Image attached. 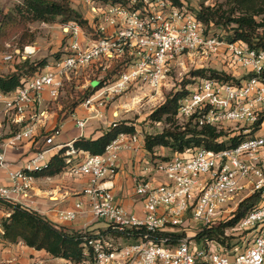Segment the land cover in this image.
Listing matches in <instances>:
<instances>
[{"label":"built area","instance_id":"2783aa9c","mask_svg":"<svg viewBox=\"0 0 264 264\" xmlns=\"http://www.w3.org/2000/svg\"><path fill=\"white\" fill-rule=\"evenodd\" d=\"M85 1L92 4L95 16L92 31L86 32L72 22L63 25L68 40L65 53L26 78L12 95L0 92V117L22 124L3 141L4 147L14 149L35 137L37 125L44 127L42 122L48 113L47 106L42 108L45 90L48 102L57 103L67 85L85 80L94 69L105 72L111 65L120 64L121 70L108 83L97 89L92 82L88 85L90 93L80 103L89 111L88 116L75 118L76 127L83 131L90 118L108 121L109 114L103 111L131 86L160 91L169 83L170 72L180 58L208 57L221 49L249 76L240 82L203 77L188 85L186 96L179 101L177 125L182 129L188 125L217 130L235 125L248 131L264 113V83L260 80L264 51L207 33V26L195 12L168 0H129L126 5ZM12 59L11 54L3 57L5 61ZM117 123L109 121L113 126ZM60 132L61 126H57L42 135V147L16 170L0 154V167L6 170L9 181L0 186V201L33 211L31 173L46 169L53 154L60 153L65 172L88 176L78 197L88 200L93 220L116 231L144 228L147 233L184 234L177 245L171 246L166 240L157 244L147 235L124 243L97 232L96 237H84L92 258L76 264H264V121L255 134L244 137L234 147L217 152L195 148L156 160L154 170L162 181L153 184L137 179L134 184V194L142 203L141 216L126 211L116 201L109 183L116 174L119 154L139 142L137 134L120 133L102 154L85 153L79 158L82 151L72 142L54 143ZM258 191H262V198L257 206L224 230L223 241L191 239L232 219L239 204ZM82 208L80 199L72 209L60 211L58 217L61 222L75 221ZM4 216L0 211V229ZM192 223L196 224L193 235ZM79 232L85 234L88 230Z\"/></svg>","mask_w":264,"mask_h":264},{"label":"trees","instance_id":"16d2710c","mask_svg":"<svg viewBox=\"0 0 264 264\" xmlns=\"http://www.w3.org/2000/svg\"><path fill=\"white\" fill-rule=\"evenodd\" d=\"M92 2L105 4H123L126 5L129 0H91ZM176 6L184 5L189 0H168ZM225 5L227 9H222ZM223 5L201 8L196 11V17L202 24H210L229 27L232 36L229 41L239 42L247 45L255 51H264V0H225ZM23 7L27 12V18L30 22L40 21L53 23L58 16L63 17L64 24L73 20H78L79 14L70 6L67 0H23ZM221 9V10H220ZM8 20L7 24L12 22V15H3ZM86 24V20L80 21ZM79 22V24H80ZM4 25L0 23V38L3 37ZM46 62V61H45ZM44 61L35 62L29 58L17 63L13 71L0 74V92L7 95L15 92L22 86L23 81L33 76L46 65ZM121 70L120 64L112 65L111 69L106 71L107 75L102 81L98 82L95 89L111 81ZM198 73H200L198 71ZM113 77L112 79L107 76ZM252 75V74H250ZM203 77L218 78L224 81H232V77L226 74H203ZM107 77V78H106ZM260 80L264 83V70L260 73ZM238 82V81H237ZM184 86V85H183ZM187 94L183 88L180 91L170 92L164 102L159 105L149 116L156 122L165 121L172 124L161 133L145 137L144 149L148 153H153L155 147H171L175 154L184 153L187 150L195 148H204L210 151H220L226 148L236 146L240 140L248 135L255 134L262 122L264 113H261L258 121L249 127L250 132L242 135L240 131L233 133L225 129L217 130L213 127H197L186 125L183 129L177 125L176 114L179 101ZM78 104L68 105L69 112H72ZM64 107L63 109L67 108ZM133 126L126 123H117L110 125L107 130L95 139L80 137L74 141L75 149L91 155H100L105 151L106 146L120 133L133 134ZM64 149L61 151L63 152ZM66 169L64 156L62 154L54 155L46 169L33 172L34 178L53 177ZM262 198V191L255 192L244 199L235 211L232 219L219 223L210 229H206L194 235L191 239L195 241H223L224 230L233 226L248 211L255 208ZM0 211L5 214L2 218L1 227L3 230V240L9 243L22 242L24 245L43 250L53 258L65 260L68 264H76L92 258V251L87 246L84 237H96L92 232L83 234L79 231H67L62 227L55 226L52 222L46 220L38 213L29 211L20 205L7 201H0ZM102 235L111 236L122 240L124 243H130L138 240L145 235L148 239L157 244L166 240V244L175 246L184 237L182 233H172L168 231L147 233L144 228L129 229L125 231H116L111 227L99 230Z\"/></svg>","mask_w":264,"mask_h":264},{"label":"rangeland","instance_id":"374dc122","mask_svg":"<svg viewBox=\"0 0 264 264\" xmlns=\"http://www.w3.org/2000/svg\"><path fill=\"white\" fill-rule=\"evenodd\" d=\"M67 1L79 14L78 20H73L72 23H76L86 32H91L90 25L95 20L94 13L91 10L92 4H88L85 0ZM224 2L225 0H189L184 2V5L187 10L196 12L206 7L215 6V8H218ZM222 9H227V7L223 5ZM8 13L12 15L13 20L7 24L8 20L4 19L3 15ZM27 17V12L25 7H23V0H0V23H3L5 31L3 37L0 38V64L7 70L14 68L17 63L24 60V57L35 62L46 61L45 63L47 64L65 53L68 40L62 30L63 25H65L63 17H56L53 23L30 22ZM83 20H86V24L80 22ZM229 27L210 24L207 26L206 31L225 41H229L232 36V31L229 30ZM222 50L218 54H212L208 57L190 55L180 58L177 67L170 72L169 83L160 91H152L151 88L146 86H131L126 94L113 99L114 101L110 108L104 111L107 115L109 114L107 122L114 120L118 123H126L129 126H133L135 129L134 133L143 141L142 147L144 149L146 136L159 134L164 128L172 127V124L165 121L156 122L149 118L150 114L164 102L170 92L185 89L188 85H192L200 78H203V74H211L213 72L219 75L226 74L232 77L233 82L243 81L249 76L246 69L233 63L230 57ZM9 54L13 56V59L11 61L3 60V57ZM111 67L112 65L105 72L101 71L100 68L94 69L92 75L85 78V80L81 79L64 87L58 100L60 105H80L82 99L86 98L90 93L88 85L92 82L91 86L95 87L97 82L105 78L107 75L106 71L111 69ZM107 77L110 78L109 75ZM49 107L51 111H56L57 113L60 111L57 109L58 106L56 104ZM112 113L117 114V117L112 116ZM225 130L233 133L240 131L242 135H247L250 132V130L246 131L244 127L235 125H229ZM174 154L175 152L171 147L157 146L154 148L153 153H150V157L151 160H163L172 157ZM101 225L105 224L101 222ZM195 225L192 223L191 235L195 233Z\"/></svg>","mask_w":264,"mask_h":264},{"label":"crops","instance_id":"0c3cea01","mask_svg":"<svg viewBox=\"0 0 264 264\" xmlns=\"http://www.w3.org/2000/svg\"><path fill=\"white\" fill-rule=\"evenodd\" d=\"M7 70L0 64V74L13 71ZM14 93V92H13ZM13 93L7 94L12 95ZM49 95L45 90L42 93V108L47 106L48 113L45 123L37 125L36 135L32 140H26L18 147L12 149L3 146V141L13 132L18 130L22 124H15L7 117H0V154L11 165L10 168L16 170L28 159L34 151L42 147L43 136L53 128L61 126V132L54 140V143H74L80 137L95 139L102 135L110 126L109 122L101 118H90L83 131L75 125V118L87 117V111L81 106L69 112L65 105L49 103ZM56 104L59 113L50 110V105ZM64 107H67L63 109ZM100 112L102 109L99 110ZM104 112V111H103ZM73 113V114H72ZM140 139V138H139ZM141 139L130 150H124L119 154L116 174L111 180L112 193L116 201L128 212L137 216L142 215V203L134 194V184L137 179L150 181L159 184L162 181L160 175L154 170V162L150 153L142 147ZM55 155V154H53ZM85 156L81 153L79 158ZM77 159L76 161H78ZM88 182L86 175H74L69 172H61L53 177H40L33 180V204L32 209L46 220L57 224L67 231H80L86 228L93 234L104 230L106 225L92 219L89 211L88 200L79 198L78 194ZM6 170L0 167V186L8 185ZM83 201V208L75 221L61 222L58 214L60 211L72 209L78 200ZM3 230L0 229V264H68L65 260L53 258L43 250H35L24 245L22 242L9 243L3 240Z\"/></svg>","mask_w":264,"mask_h":264}]
</instances>
